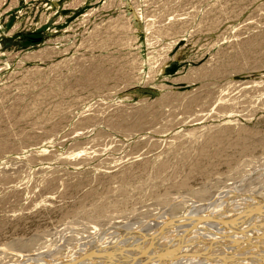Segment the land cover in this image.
Instances as JSON below:
<instances>
[{"label":"rangeland","instance_id":"1","mask_svg":"<svg viewBox=\"0 0 264 264\" xmlns=\"http://www.w3.org/2000/svg\"><path fill=\"white\" fill-rule=\"evenodd\" d=\"M263 226L264 0H0V264H264Z\"/></svg>","mask_w":264,"mask_h":264},{"label":"bare ground","instance_id":"2","mask_svg":"<svg viewBox=\"0 0 264 264\" xmlns=\"http://www.w3.org/2000/svg\"><path fill=\"white\" fill-rule=\"evenodd\" d=\"M243 214H244V213H243ZM240 215H241V214H240ZM237 217H238V216H237ZM235 219H236V218H235ZM235 219H234V220H235ZM248 219H249V218H248ZM231 220H233V219H231ZM244 220H245V219H244ZM244 220H243V221H244ZM243 221L240 220V222H242V223H243ZM194 222H195V221H194ZM200 222H201V221H200ZM231 222H232V221H231ZM235 222H236V220H235ZM235 222H234V224H237V222H236V223H235ZM247 222H248V221H247ZM260 222H261V221H260ZM196 223H197V222H196ZM210 224H211V223H210ZM210 224H209V226H210ZM228 224H229V223H228ZM234 224H233L232 227L235 228L237 225L234 226ZM215 225H216V224H215ZM215 225H213V226L215 227ZM221 225H222V224H221ZM242 225H243V224H242ZM193 226H194V225H193ZM223 226H224V224H223ZM225 226H226V225H225ZM227 226L229 227V225H227ZM252 226H253V224H252ZM217 227H218V226H216V229H217ZM228 227H227V230H228ZM237 227H238V226H237ZM240 227H241V226H240ZM263 227H264V226H263ZM263 227H262V228H263ZM177 228H178V227H177ZM221 228H222V227H221ZM234 228H233V229H234ZM238 228H239V227H238ZM238 228H237V229H238ZM195 229H197V228H195ZM198 229H199V228H198ZM209 229H210V228H209ZM209 229L207 228V230L205 231V230H202V228H201V229H199V231L202 230V231H205V233H207V232H210ZM224 229H225V228H224ZM229 229H230V228H229ZM260 229H261V228H260ZM208 230H209V231H208ZM213 230H214V229H213ZM219 230H220L219 233H222V232H223V233H224V236H225V234H226L225 231H224V230L222 231L220 228H219ZM230 230H231V229H230ZM238 230H239V229H238ZM240 230H241V229H240ZM261 230L264 231L263 229H261ZM181 231H182V229H181ZM181 231H180V232H181ZM186 231H187V230H186ZM215 231L218 232V230H214L213 232H215ZM235 231H237V230H235ZM128 232H129V231H128ZM170 232H171V231H170ZM178 232H179V230H178ZM180 232H179V235H181ZM182 232H183V231H182ZM184 232H185V230H184ZM211 232H212V231H211ZM213 232H212V233H213ZM226 232H227V231H226ZM231 232H232V231H231ZM241 232H242V231H241ZM258 232H259V231H258ZM188 233H189V232H188ZM254 233H255V232H254ZM254 233H251V235H254ZM256 233H257V232H256ZM256 233H255V234H256ZM183 234H184V233H183ZM235 234H236V233H235ZM242 234H243V235L239 234L238 236H242L243 238H246V237H247V238H248V237L250 238V237H252L250 234H247V232H246V233H242ZM163 235H165V234H163ZM231 235H232V234L230 233L229 236H231ZM257 235H258V236L261 235L260 237H262V236H264V233H262V234L259 233V234H257ZM257 235H256V236H257ZM165 236H166V235H165ZM221 236H222V235H221ZM227 236H228V234H227ZM254 236H255V235H254ZM148 237H149V236H148ZM198 237H199V235H198ZM227 238H229V237H227ZM240 238H241V237H240ZM131 239H132V238H131ZM174 239H175V238H174ZM207 239H208V238H207ZM215 239H216V238H215ZM229 239H232V238L230 237ZM234 239H236V235L233 237V241H234ZM262 239H263V238H262ZM186 240H188V239H186ZM198 240H199V239H198ZM209 240H210V238H209ZM217 240H218V239H217ZM150 241H151V240H150ZM168 241H169V240H168ZM221 241H222V240H221ZM229 241H230V240H229ZM240 241H241V240H240ZM260 241H261V240H260ZM183 242H184V241H183ZM185 242H186V241H185ZM203 242H204V241H203ZM230 242H231V241H230ZM236 242H237V241H236ZM258 242H259V241H258ZM165 243H167V240H165L164 244H165ZM110 244H111V243H110ZM124 244H125V243H124ZM149 244H150V243H149ZM153 244H155L154 246H156V245H158V242H157V244H156V243H153ZM161 244L163 245L162 242H161ZM136 245H137V244H136ZM175 245H176V244H175ZM188 245H189V244H188ZM149 247H150V246H149ZM160 247H161V246H160ZM163 247H164V245H163L161 248H163ZM90 248H91V247H90ZM145 249L147 250V248H145ZM151 249H155V247H151ZM190 251H191V250H190ZM116 254H120V253L118 252V253H116ZM132 254H133V253H132ZM147 254H148V253H147ZM121 255H122V254H121ZM139 255H140L141 257H137V259H136L137 261H138V259H139V262H143V263L147 261V259L145 258V257L147 256L146 254H143V253L141 254V253H140ZM255 255H256V253H255ZM119 256H120V255H119ZM98 257H103L102 259H104V258H105V259H108V258H109V253H108L107 255H105V256H104V255H102V256H101V255H99V256H95L92 260L90 259V260H89L88 262H86V263H84L85 261L83 262V260H81L80 262H83L84 264H113V261H112V260H111V261L100 260V259H97ZM113 257H114V256H113ZM131 257H132V256H131ZM149 257H150V256H149ZM95 258H96V259H95ZM147 258H148V257H147ZM81 259H83V258H81ZM114 259H115V258H114ZM140 259L143 260V261H141ZM148 259H149V258H148ZM68 260H69V259H68ZM108 260H109V259H108ZM116 261H117V260H116ZM235 261H236V260H235ZM237 261H238V260H237ZM250 261H251V260H250ZM68 262H69V261H68ZM72 262H73V261H72ZM72 262H71V263H72ZM77 262H78V261H76L75 264H77ZM120 262H122V261H120ZM129 262L132 263L131 261H129ZM251 262H252V261H251ZM69 263H70V262H69ZM73 263H74V262H73ZM123 263H124V261H123ZM130 263H129V264H130ZM244 263H245V262H244ZM246 263H247V262H246ZM249 263H250V262H249ZM63 264H68V263H63ZM78 264H79V263H78ZM80 264H81V263H80Z\"/></svg>","mask_w":264,"mask_h":264}]
</instances>
